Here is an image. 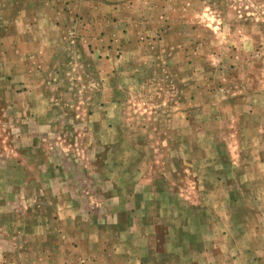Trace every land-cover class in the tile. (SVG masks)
<instances>
[{
  "label": "rangeland",
  "instance_id": "rangeland-1",
  "mask_svg": "<svg viewBox=\"0 0 264 264\" xmlns=\"http://www.w3.org/2000/svg\"><path fill=\"white\" fill-rule=\"evenodd\" d=\"M0 264H264V0H0Z\"/></svg>",
  "mask_w": 264,
  "mask_h": 264
}]
</instances>
